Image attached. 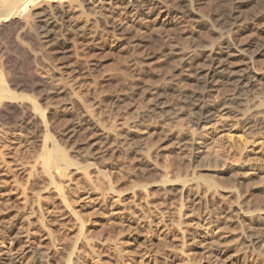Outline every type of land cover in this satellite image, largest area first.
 I'll list each match as a JSON object with an SVG mask.
<instances>
[{
	"label": "rangeland",
	"instance_id": "rangeland-1",
	"mask_svg": "<svg viewBox=\"0 0 264 264\" xmlns=\"http://www.w3.org/2000/svg\"><path fill=\"white\" fill-rule=\"evenodd\" d=\"M2 1L5 0L0 2ZM28 2V8L26 7L24 11L19 10V14L17 12L11 18L12 20L6 22L7 25L4 23L3 27H0V48H2L0 50V79H3V84L6 83L4 81H8V89H10L9 91L12 90L10 93L14 97V99L11 97L13 106V103L12 105L10 103L11 98H8L11 96L10 93H6L8 100L6 98L5 101L7 104L3 101L2 110L4 111L0 112L2 114L0 117L7 119L8 122L6 126L5 120L0 118V130L6 127L0 131V134L2 132L5 134L6 130L10 132L3 137L0 136L1 151L5 152L6 150V153L2 152L4 153L2 157L5 156L6 158H4L6 164L0 168V174L4 172V175L0 176V264H66L65 259L67 260L68 253L73 248L71 246H74L73 242L79 235L80 222L75 213L84 219L85 235L86 238H89V242L85 241V238L78 241V251L74 253V256L72 255L74 264H103L102 260L107 261V264H264V245L252 243L253 237L264 236V139L256 130L250 131L241 126L240 115H238L239 113L242 114L241 109L235 111L239 116L236 119L229 118V115L224 112H217L216 116H218H214L216 119L213 118L214 121L212 120L209 125L206 124V127L201 125L202 128L200 129V126L196 125L194 121L195 116L192 117V114L189 118L188 114L193 112L195 95H200L204 86L198 78L195 81L193 79L184 80L183 77L175 76L180 60L177 56H173L174 59L171 58L172 56L170 57L178 48L186 47L189 49L191 47L197 50L198 56L200 55L199 61L202 62L204 55L203 52L200 54L203 50L201 48L205 44L218 41L219 35L213 32L216 28L211 25L213 22L206 23L204 29L184 35L182 32L179 34L180 30L154 24L157 13L149 19L150 21L136 22L133 12L126 9L125 0H29ZM203 4L202 10L205 13L210 8L213 11L218 10L223 13L224 6H226L219 0H204ZM252 5L248 6L252 7ZM249 9V7H244L242 11L247 13ZM43 16L50 17L54 21L49 32L41 29L37 31L35 24H32ZM28 18L35 20L31 19L29 22ZM16 21H20L18 22L19 25ZM22 27L27 28L22 29ZM189 29L191 30L192 27ZM6 31L8 33H5ZM15 31L16 33H13ZM25 31L26 33L30 32L24 34ZM30 33L34 34V38L31 37ZM253 33L254 31L250 29L242 38H251ZM4 36L8 37L5 38ZM17 38H21L22 41L17 40ZM36 40L37 42L34 44ZM20 41L22 44L25 43V47L24 44L19 43ZM29 42L31 44L33 42V44L31 45ZM254 48L250 50H255ZM32 50L35 51L37 60ZM257 57L255 58L257 64L255 66L262 69L264 67V54ZM169 60L173 63V67ZM176 60L177 64L174 63ZM149 65L152 67L150 68ZM174 66H176L175 69ZM142 67L146 68V72L144 71L145 68ZM147 68L150 69L149 72ZM134 71L136 72L133 73ZM169 71L173 73V77L171 72V76L168 75ZM163 73L167 75L166 78ZM174 77L177 79L179 77L180 80H176ZM137 79L140 81H138L139 84H136ZM160 79L163 81L166 79L167 85ZM152 80L158 86L150 84ZM131 81L135 83L132 84ZM169 81L170 83H167ZM147 82L149 83L147 84ZM171 82L174 86L169 85L172 84ZM10 83L13 85L11 86ZM123 84L129 85L131 91L129 87V91H125L124 89L127 87ZM178 84L181 85L178 86ZM198 84L200 87H196L199 86ZM233 90L229 85H219L216 88L217 92H215L217 96L218 94L221 95L219 97L222 99L219 100L224 101L235 93ZM261 90L264 91V85ZM253 91L246 93L250 100L258 96L260 92V90L254 89ZM210 92L207 91L204 94L207 101L219 98L213 96V94L216 95L215 92H211L212 94ZM14 93H17V101ZM23 93L28 97L30 96L31 104L28 102L29 98H27L28 101L21 102L19 97ZM156 93L161 96L164 95V102L168 104H164L165 107L163 108L166 110L159 111V114L153 112L150 102L146 103V101L144 104H147V107L145 106L146 109L143 107L145 110L142 108V112L139 109L144 106L142 99L150 94H153L151 96L154 98L159 95ZM24 94L20 97H23V100L26 99H24L26 96ZM138 94L139 97H137ZM31 95L34 96L33 99L36 102ZM168 95L176 100L173 98L174 101H172L171 96H169L171 99L167 98ZM189 95L193 97L190 98ZM119 97L122 98L119 99ZM186 98H190L189 100L194 101V103ZM184 100L186 101L184 102ZM32 101L34 104L38 102L39 108L45 111L42 113L45 114L46 119L44 118V120H48L47 123L43 120L44 124L41 120L43 119L41 111L37 108L34 109H37L40 115L37 114L38 112L32 111L33 107H36ZM19 102H21V107ZM98 102H101L100 106L97 105ZM120 102L124 103V105L121 104L122 107H120ZM137 102H141L143 105ZM72 103L73 107L71 106ZM135 103L136 105H134ZM189 105L192 106L191 109L188 107ZM26 106H30L32 112ZM104 106L106 108L111 106L112 110H107ZM103 107L106 110H102ZM125 107H130V110L125 109ZM172 107L176 108L173 109ZM180 108L184 114L183 117L181 115L176 120L173 116ZM187 108L189 109L187 110ZM21 109H25L27 113L30 112L27 114L25 111L24 116V111ZM167 109L172 110V112L176 110L174 113L171 112L173 116L169 115V118L173 117L174 119L168 118L170 112ZM128 110L130 113L127 112ZM85 111H88V114ZM113 111L116 113L111 114ZM136 111L143 115L144 121L142 119L136 120L138 115ZM8 114L10 115L6 116ZM31 114L33 117L31 116L30 120ZM129 115L128 121L131 122H129V125L132 124L131 127L127 126L126 122L128 121L125 122V118ZM151 115L156 121L151 118ZM154 115H158L157 117L161 121L157 120ZM162 115L164 116L161 117ZM185 116L188 120H183V118L187 119ZM35 119L36 122L34 123ZM152 119L155 123L158 121L162 123L154 124L151 122ZM164 119L166 120L165 124H163ZM10 120H14L13 125H11L12 121ZM167 120L174 126L177 125L175 124L177 121L178 126L175 128L173 124L170 127L167 126L169 125ZM1 121L4 124H1ZM25 123L33 128H29ZM95 123L97 124L95 125ZM133 124L134 126L137 125L134 129H132ZM179 125H182L180 131L186 132L185 134L179 132L178 134L181 136L177 134ZM13 126L16 127V131H14ZM99 126L101 127L99 128ZM167 127L172 133H168ZM204 127L205 130H203ZM161 128L162 130H160ZM171 128L178 131L174 130V132ZM44 130L46 133L49 132L53 140V142L52 140L48 141L50 144L47 142L48 147L44 144L46 134ZM155 131L158 132L157 135ZM70 134L71 136H69ZM162 135L169 137L164 136L165 138H163ZM4 136L7 137L4 138ZM143 136H147L148 139L145 137L144 139ZM133 137L139 140L133 142ZM190 137L192 138L190 139ZM129 138L133 139L132 142ZM155 138L159 139L156 140ZM143 140L146 143L151 140L149 145L151 151L148 144ZM156 141L157 145L154 146ZM45 146L50 151H55L57 147L63 148L64 153H57V150H61L60 148L52 153H56L58 158H60L59 155L63 154L74 162V165L69 166L64 172L61 166H64L66 162L59 161L62 171L59 169L60 172L59 170L57 172L62 174L53 173L58 182H63L66 190H64L66 193H63L68 196V200H72L69 201V203L72 202L71 205L73 204L72 210L66 207L62 196L54 187L47 190L45 188L48 185H43L44 182H48L49 178L48 175H44L45 173H40L42 172L40 171L42 170L40 169L42 168L41 162L45 158L43 156ZM51 146L52 148L56 146V148L51 149ZM113 148L115 151H112ZM153 148H156V151ZM114 153L115 155L118 153L117 157ZM136 153H139L138 158ZM149 153L152 154L154 162L150 159L147 160L151 157ZM56 154L54 156L57 157ZM134 156L137 159L133 164ZM1 159L0 163H2ZM73 162L71 163L73 164ZM136 163L139 164V167L136 166ZM86 164H88V168ZM141 166H145L144 169ZM130 167H135L134 169L139 172L134 173L136 170H132ZM163 177H167L169 181L166 178L167 183H164ZM181 204L183 209L180 208ZM179 208L182 209L181 212ZM40 213L43 214L42 217ZM43 216L45 219L44 221L41 220L44 225L40 220V218H44ZM90 245L94 246L92 250H90ZM88 254L89 256H87ZM96 257H99L101 261L99 262Z\"/></svg>",
	"mask_w": 264,
	"mask_h": 264
},
{
	"label": "bare ground",
	"instance_id": "bare-ground-1",
	"mask_svg": "<svg viewBox=\"0 0 264 264\" xmlns=\"http://www.w3.org/2000/svg\"><path fill=\"white\" fill-rule=\"evenodd\" d=\"M1 1V0H0ZM24 0H5V1H2V2H0V27H3L2 25L4 24V23H6V22H8L13 16H14V14H16L17 12H18V14H19V10L20 11H24L25 9H26V7H27V4H29V0H26L25 2H23ZM218 1V0H217ZM219 1H222L224 4H226V6H224L225 7V9L223 10L224 12L223 13H221L220 11H218V10H214L213 11V9L212 8H210V10L208 11V12H204V10H202L203 9V2H204V0H125V2H126V9H128V10H130L131 12H133V16H135V21L136 22H142V21H145V20H149V19H151L152 18V16L153 15H155L156 13H157V16H156V18L154 19V24H158V25H161V26H165L164 28H166V27H168V28H174V29H176V30H180L179 31V34H180V32H182L184 35H186V34H189L190 32H194V31H198V30H201V29H204L205 27H206V23H208V22H213V24L211 23V25L213 26V27H215L216 29H214V31L213 32H215L216 34H218L219 35V37H217L218 39V41H215V43H211V44H208V45H206L205 44V46L204 47H202L201 48V46H200V48L201 49H203L202 51H201V49H199V48H197V49H199L200 51H201V53L200 54H202V52H203V55H204V57H203V61L202 62H200L199 61V58H200V55L198 56V54H197V50H194V48L192 49L191 47L189 48V49H192V50H189V49H187L186 47H182V48H178L177 50H175L174 51V53H172L171 55H170V57L171 58H173L174 59V57L173 56H177L178 58H179V60H180V63H179V67H178V72H176L175 74V76H180V77H183L184 78V80L186 79H193V80H195V81H197V78H198V80H199V82L201 81V84L204 86V89H203V87H202V85H201V87H202V93L200 94V95H198V96H196L195 95V98L193 99L194 101H195V103H194V101L192 102L191 100H189L190 98H192V97H190V95H189V99H187V100H189V101H191V103H194V108H193V112L191 113V114H188L189 115V118L191 117L190 115H192V117H194L195 116V120L193 119V118H191V119H193L194 121H195V123H196V125H198V126H200V129L202 128V126L201 125H203V126H205L206 124H208L209 125V123L213 120L214 121V119H216V117L218 116H216V113L217 112H224L225 114H227V115H229V118L231 117V118H237V117H239V116H237V112L235 113V111H239L240 109L242 110L241 112H242V114H238V115H240V123H241V126L243 127V128H247L248 130H250V131H253V130H256L257 132H259V134H261V138L262 139H264V91L263 90H261V88L263 87V85H264V67L262 68V69H258L256 66H255V58L257 57V56H260V55H262V54H264V0H219ZM263 1V2H262ZM28 2V3H27ZM207 2V1H206ZM258 2V3H257ZM260 2V3H259ZM88 3V2H87ZM210 3V2H209ZM256 3V4H255ZM207 4V3H206ZM211 4V3H210ZM213 4V3H212ZM252 4H254V5H252ZM248 5H252V7H250V6H248ZM212 6V5H211ZM246 6H248L250 9L248 10V12L247 13H244L242 10H243V8L245 7V8H248V7H246ZM214 7H216V6H214ZM28 8V7H27ZM221 9V8H220ZM29 10V9H28ZM222 11V10H221ZM245 11V10H244ZM106 12V11H105ZM108 12V11H107ZM243 12V13H242ZM21 13V12H20ZM109 13V12H108ZM24 15V14H23ZM22 15V16H23ZM20 16V15H19ZM34 16V15H33ZM109 16V15H108ZM107 16V17H108ZM21 17V16H20ZM24 17V16H23ZM26 17V16H25ZM103 17V16H102ZM34 18H35V16H34ZM34 18H31L32 20L34 19ZM110 18V17H109ZM30 19V20H31ZM36 19H37V17H36ZM39 19V18H38ZM12 20V19H11ZM22 20V19H21ZM28 20H29V18H28ZM30 20H29V22H30ZM35 20V19H34ZM33 20V21H34ZM150 21V20H149ZM12 22V21H11ZM11 22H9L10 24H11ZM18 22H20V21H18ZM18 22L16 21V23L18 24ZM28 22V21H27ZM32 22V21H31ZM35 22V23H34ZM32 24H35L34 26L37 28V31H38V29H41V30H46V32H49V28L54 24V21L50 18V17H47V16H43V17H41L38 21H34ZM147 22V21H146ZM14 23V22H13ZM12 23V24H13ZM16 23H14V24H16ZM25 23H26V20H25ZM152 23V22H151ZM17 24H16V26H17ZM28 24V23H27ZM210 24V23H209ZM6 25H7V23H6ZM19 25V24H18ZM139 25V24H138ZM21 26H22V24H21ZM6 27V26H5ZM4 27V28H5ZM13 27V26H12ZM18 27V26H17ZM34 27V28H35ZM189 27H192V29L190 30L189 29ZM210 27V26H209ZM3 28V29H4ZM26 29L27 27H22V29ZM33 28V29H34ZM7 29H8V26H7ZM21 29V30H22ZM136 29H137V27H136ZM211 29V28H210ZM250 29H252L253 31H254V33H253V37H255V38H253V37H251V38H248V39H244V38H242V36L243 35H245V33L249 30L250 31ZM9 30H11V29H9ZM171 30V29H170ZM169 30V31H170ZM213 30V29H212ZM20 31V30H19ZM24 31V30H23ZM121 31H122V29H121ZM172 31V30H171ZM17 32H18V29H17ZM30 32V31H29ZM29 32H27V33H29ZM33 32V31H32ZM5 33H8L7 31L5 32ZM13 33H16V31L15 32H13ZM26 33V31H25V33L24 34H27ZM123 33V32H122ZM129 33V32H128ZM127 33V34H128ZM4 34V33H3ZM11 34V33H10ZM10 34H9V36H10ZM21 34V33H20ZM178 34V33H177ZM13 35V34H12ZM11 35V36H12ZM15 35H17V34H15ZM29 35V34H28ZM30 35H32L31 33H30ZM34 35V34H33ZM33 35L31 36L32 38H34L33 37ZM25 36V35H24ZM37 36V35H36ZM5 37V36H4ZM8 36H6L5 38H7ZM21 37V36H20ZM26 37V36H25ZM24 37V38H25ZM13 38H14V36H13ZM23 38V39H24ZM38 38V37H37ZM144 38V37H143ZM3 39V38H2ZM9 39V38H8ZM21 41H22V39L21 38H19ZM18 38H17V40H19ZM26 39V38H25ZM28 39V38H27ZM36 39V38H35ZM142 39V38H141ZM28 40H31V39H28ZM33 40V39H32ZM31 40V41H32ZM215 40H216V37H215ZM21 41L19 42L21 45H23L24 44V47H25V43H21ZM139 41V40H138ZM6 42H8L7 40H6ZM18 42V41H17ZM36 42H37V40L34 42V44H36ZM38 42H40V41H38ZM140 42H141V40H140ZM214 42V41H213ZM1 43V42H0ZM5 43V42H4ZM3 43V44H4ZM14 43V42H13ZM13 43H11V45H13ZM30 44H31V42H29ZM139 43V42H138ZM32 44H33V42H32ZM31 44V45H32ZM38 44V43H37ZM40 44V43H39ZM133 44H135V43H133ZM137 44V43H136ZM142 44V43H141ZM6 45V44H5ZM9 45V44H8ZM15 45V44H14ZM48 45V44H47ZM139 45V44H138ZM137 45V46H138ZM3 46V45H2ZM7 46V45H6ZM19 46V45H18ZM34 46V45H33ZM135 46V45H134ZM13 47V46H12ZM133 47V46H132ZM195 47V46H194ZM197 47V46H196ZM254 47H256V48H254ZM29 48V47H28ZM136 48V47H135ZM251 48H254L255 50H250ZM2 48H0V50H1ZM22 49H23V46H22ZM45 49V48H44ZM47 49V48H46ZM50 49V48H49ZM128 49V48H127ZM168 49V48H167ZM196 49V48H195ZM4 50V49H3ZM24 50V49H23ZM31 50V49H30ZM130 50V49H129ZM172 50V49H171ZM171 50H169V51H171ZM6 51V50H5ZM9 51V50H8ZM26 51V50H25ZM34 53V55L36 56V60H37V55L35 54V51L34 50H32ZM44 51V50H43ZM56 51V50H55ZM128 51V50H127ZM133 51V50H132ZM10 52V51H9ZM27 53H29V51H26ZM45 52V51H44ZM47 52H49V51H47ZM52 52V51H51ZM172 52V51H171ZM32 53V52H31ZM36 53H38V52H36ZM54 53V52H53ZM199 53V52H198ZM9 54V53H8ZM14 54V53H13ZM39 54H40V52H39ZM39 54H38V57H39ZM47 54H49L50 55V53H47ZM46 54V55H47ZM128 54V53H127ZM5 55V54H4ZM15 55V54H14ZM27 56H29L28 54H26ZM31 55V54H30ZM42 55V54H41ZM41 55H40V57H41ZM165 55V54H164ZM166 56V55H165ZM168 56V55H167ZM9 57H10V54H9ZM12 57V56H11ZM16 57V56H15ZM169 57V58H170ZM19 58V57H18ZM33 58H35V57H33ZM168 58V59H169ZM178 58H176L177 60H178ZM258 58V57H257ZM262 58V57H261ZM39 59V58H38ZM41 59V58H40ZM39 59V60H40ZM168 59H167V61H168ZM10 60V59H9ZM35 60V59H34ZM172 60V59H171ZM177 60L174 62V63H176L177 62ZM178 60V61H179ZM258 60V59H257ZM164 61V60H163ZM170 61V60H169ZM264 61V60H263ZM171 62V61H170ZM164 63V62H163ZM172 63V62H171ZM259 63V62H258ZM264 63V62H263ZM143 64V63H142ZM145 64V63H144ZM165 64V63H164ZM177 64V63H176ZM147 65H148V63H147ZM147 65L145 66V67H147ZM175 65V64H174ZM257 65V64H256ZM138 66V65H137ZM136 66V67H137ZM141 66V65H140ZM159 66H160V64H159ZM145 67H142V68H145ZM149 67L151 68L152 67V65L150 66L149 65ZM148 67V68H149ZM156 67V66H155ZM172 67H173V63H172ZM172 67H171V69H172ZM175 67L176 66H174V69H175ZM261 67V66H260ZM3 68V67H2ZM147 68V69H148ZM160 68V67H159ZM1 69V68H0ZM155 69V68H154ZM153 69V70H154ZM157 69V68H156ZM141 71H142V69H140ZM146 70V68L144 69V71ZM149 70L150 69H148L147 71L149 72ZM173 70V69H172ZM171 70V71H172ZM2 71H4L3 69H2ZM132 71V70H131ZM171 71H169V76H171V74H170V72ZM176 71V70H175ZM136 71H134L133 73H135ZM146 72V71H145ZM145 72H143V73H145ZM147 72V73H148ZM173 72V71H172ZM171 72V73H172ZM5 73H7L6 71H5ZM159 73H161V72H159ZM174 73V72H173ZM173 73H172V77H173ZM137 74V73H136ZM153 74H154V72H153ZM156 74V73H155ZM164 74V77L166 78L167 77V75L165 74V73H163ZM147 75H149V74H147ZM166 75V76H165ZM136 76V75H135ZM139 76V75H138ZM137 76V77H138ZM161 76V75H160ZM163 76V75H162ZM134 77V76H133ZM132 77V78H133ZM155 77V76H154ZM164 77H163V79H164ZM138 78H141V77H138ZM161 78V77H160ZM175 78V77H174ZM129 79V78H128ZM131 79V78H130ZM172 79V78H171ZM176 80H180L179 79V77H178V79L177 78H175ZM3 79H0V112L2 111H4V110H2V104H3V101H5L6 100V98H7V96H6V93H10L11 91H9L10 89H8L9 88V86H8V84H7V82L8 81H4V83L5 84H7V85H5V84H3V81H2ZM131 80H134V79H131ZM166 80V79H165ZM163 81L162 79H160V81L161 82H165V84H166V81ZM167 80H169V79H167ZM183 80V79H182ZM129 81V80H128ZM128 81H127V83H128ZM136 81V80H135ZM138 79H137V83L136 84H139L138 83ZM132 82V81H131ZM140 82V81H139ZM149 82H151V81H149ZM149 82H147V84L149 83ZM156 82V81H155ZM176 82V81H175ZM178 82V81H177ZM176 82V83H177ZM181 82V81H180ZM184 82V81H183ZM187 81H185V83H186ZM126 83V82H125ZM130 83V82H129ZM135 83V82H134ZM133 82H132V84H134ZM156 83H158V82H156ZM167 83H170V81L169 82H167ZM172 83V82H171ZM191 83V82H190ZM198 83V82H197ZM196 83V84H197ZM11 84V86L13 85L12 83H10ZM15 84V83H14ZM131 84V85H132ZM150 84H155L154 83V81L152 80V83H150ZM149 84V85H150ZM162 84H164V83H162ZM161 84V85H162ZM187 84H188V82H187ZM195 84V83H194ZM16 85V84H15ZM124 85V84H123ZM127 85V84H126ZM126 85H124V86H126ZM143 85V84H142ZM141 85V86H142ZM144 85H145V83H144ZM157 84H155V86H156ZM160 85V86H161ZM167 85V84H166ZM165 85V86H166ZM169 85H173V83L172 84H169ZM175 85H177V84H175ZM179 85H181V84H178V86ZM191 85V84H190ZM199 85V84H198ZM219 85H229V87L231 86L234 90L233 91H235V93L233 94V95H231V97L230 98H227V99H224V101H220L219 99H222V98H220L219 96H221V95H219L218 94V96H217V94H216V92L218 91H216V88H218V86ZM19 86V85H18ZM154 86V85H153ZM158 86V85H157ZM163 86V85H162ZM165 86H164V90H165ZM174 86V85H173ZM183 86V85H182ZM187 86V85H186ZM16 87H17V85H16ZM127 87V89H124L125 91L126 90H128V87H129V89H130V86L128 85V86H126ZM133 87V86H132ZM135 88H136V85L134 86ZM146 87V86H145ZM149 87V86H148ZM196 87H200V85L199 86H196ZM195 87V88H196ZM223 87V86H222ZM221 87V88H222ZM13 88V87H12ZM11 88V89H12ZM137 88H140V87H138L137 86ZM167 88V87H166ZM172 88V87H171ZM170 88V89H171ZM175 88V87H174ZM186 88V87H185ZM185 88H184V90H185ZM194 88V89H195ZM224 88V87H223ZM121 89H122V87H121ZM132 89H134V88H132ZM153 89V88H152ZM157 89V88H156ZM176 89V88H175ZM178 89V88H177ZM179 89H181V88H179ZM197 89V88H196ZM226 89V88H225ZM253 89L254 90H260V92H259V94H258V96H256L255 98H253L252 100H250L248 97H247V95H246V93H248V92H254L253 91ZM34 90V89H33ZM135 90V89H134ZM137 90V89H136ZM144 90V92H145V89H143ZM148 90V89H147ZM151 90V89H150ZM182 90V89H181ZM183 90V91H184ZM200 90V89H199ZM205 90H207V91H211V92H215V94L216 95H214L213 94V96H216L218 99H211V100H209V101H207V98L205 99L204 98V94H206V92L207 91H205ZM220 90V89H219ZM15 91H16V89H15ZM18 91V90H17ZM129 91V90H128ZM130 91H131V89H130ZM139 91V90H138ZM141 91V90H140ZM176 91V90H175ZM174 91V92H175ZM178 91V90H177ZM187 91V90H186ZM189 91H190V89H189ZM201 91V90H200ZM224 91V90H223ZM232 91V90H231ZM147 92V91H146ZM155 92H157V91H155ZM210 92V93H211ZM219 92V91H218ZM221 92V91H220ZM121 93H123L122 91H121ZM120 93V94H121ZM140 93V92H139ZM168 94H170V92H167ZM180 93V92H179ZM184 93H185V91H184ZM189 93H191V92H189ZM199 93V92H198ZM223 93V92H222ZM225 93V92H224ZM227 93V92H226ZM230 93V92H229ZM24 94V93H23ZM22 94V95H23ZM124 94H126V93H124ZM129 94V93H128ZM133 94H135L134 92H133ZM146 94V93H145ZM144 94V95H145ZM148 94V93H147ZM157 94H159V93H156V95ZM195 94V93H194ZM208 94V93H207ZM212 94V93H211ZM232 94V93H231ZM9 95V94H8ZM10 97H8V98H11V97H13L12 95L13 94H11L10 93ZM14 95H15V100L17 101L18 99V96L16 97V95H17V93L15 94L14 93ZM21 95V96H22ZM26 94H24V96H25ZM112 95V94H111ZM113 95H116V93L114 94L113 93ZM119 95V94H118ZM143 95V94H142ZM151 95H153V94H150L149 96L147 95V97H144L143 99H142V97H141V99H142V101H143V104L146 102V103H149L151 106H152V110L151 111H153V112H157L158 114H159V111H162L164 108L163 107H165L164 106V104L166 103V102H164L165 101V97H163V96H161L160 94L159 95H157V96H155L154 98L151 96ZM155 95V94H154ZM167 95V94H166ZM182 95V94H181ZM229 95V94H228ZM254 95V94H253ZM20 96V97H21ZM27 96V97H26ZM25 97H24V99L25 100H23L22 98H20L19 97V99H21V102L22 101H26L27 100V98H29L27 101L30 103V96L28 97V95H26ZM32 96V95H31ZM121 96V95H120ZM133 96V95H132ZM141 96V95H140ZM169 96H171V95H168L167 96V98L169 97ZM186 96V95H185ZM185 96H182V97H185ZM249 96V95H248ZM33 97L34 96H32V99H33ZM107 97V96H106ZM110 97V96H109ZM117 97V96H116ZM125 97V96H124ZM123 97V98H124ZM130 97V96H129ZM128 97V98H129ZM137 97H139V94H138V96ZM136 97V98H137ZM172 97V96H171ZM215 97V98H216ZM224 97V96H223ZM226 97V96H225ZM229 97V96H228ZM8 98H7V100H8ZM104 98V97H103ZM122 98V97H121ZM120 97H119V99H121ZM150 98H153L152 100L150 99ZM166 98V99H167ZM170 98V97H169ZM174 97H172V101H174V99H173ZM213 98V97H212ZM13 99H14V97H13ZM37 99V98H36ZM102 99V98H101ZM107 99V98H106ZM118 99V100H119ZM125 99H126V97H125ZM124 99V100H125ZM133 99H134V97H133ZM139 99V98H138ZM171 99V98H170ZM11 100H12V98L10 99V103H11ZM34 100V99H33ZM104 100H105V98H104ZM132 100V99H131ZM176 100V99H175ZM177 100H178V98H177ZM179 100L181 101V99L179 98ZM13 101V100H12ZM35 102H36V100H34ZM34 101H32V103H33V105L34 106H36V107H33V110L32 111H35V113L36 112H38L37 114H39V111H41V116L43 117V119H41L42 121L44 120V118H45V114H43L42 112L44 111H42V109L41 108H39V104H34ZM71 101V100H70ZM78 101H79V99H78ZM77 101V102H78ZM99 101H100V99H99ZM113 101V100H112ZM120 101V100H119ZM125 101H127V100H125ZM138 101V100H137ZM141 101V100H140ZM141 101V102H142ZM183 101V100H182ZM186 100H184V102H185ZM251 101H253L252 103H251ZM21 102H19V104L21 103ZM27 102V103H28ZM105 102V101H104ZM104 102H102V103H104ZM115 102V101H114ZM128 102V101H127ZM136 102V101H135ZM140 102V103H141ZM184 102H182L183 104H184ZM5 103H6V101H5ZM13 103V102H12ZM12 103H11V105H12ZM18 103V102H17ZM23 103V102H22ZM28 103V105H30ZM74 103V102H73ZM73 103H72V107H73ZM81 103V102H80ZM99 104H97V105H99L100 106V103L101 102H98ZM107 103H109V102H107ZM110 103H113V102H111L110 101ZM117 103V102H116ZM115 103V104H116ZM123 102H120V107H122L123 105H124V103H123V105L121 106V104H122ZM126 103V102H125ZM134 103V102H133ZM133 103H132V105H133ZM137 103H139V102H137ZM139 103V104H140ZM181 103V104H182ZM187 103V102H186ZM185 103V104H186ZM191 103H188V104H191ZM7 104V103H6ZM25 105H26V102L24 103ZM24 104H22L23 106H24ZM74 104H76V102L74 103ZM78 104V103H77ZM76 104V105H77ZM81 104H84L83 102L81 103ZM106 104V103H105ZM115 104L113 105V107L115 106ZM139 104H138V106H139ZM142 104V103H141ZM142 104V105H143ZM167 104V103H166ZM251 104V105H250ZM9 105V104H8ZM11 105H10V107H11ZM85 105V104H84ZM108 105V104H107ZM130 105H131V103H130ZM129 105V106H130ZM134 105H136V103L134 104ZM147 105V104H146ZM145 104H144V106H142V107H140L139 109L141 110L143 107L145 108V106H146ZM168 105V104H167ZM13 106H14V103H13ZM12 106V107H13ZM16 106V105H15ZM22 106V107H23ZM31 106V105H30ZM29 106V107H30ZM86 106V105H85ZM85 106H84V108H85ZM116 106H117V104H116ZM141 106V105H140ZM149 106V105H148ZM186 106V105H185ZM6 107V106H5ZM17 107V106H16ZM20 107H21V104H20ZM29 107H27L26 106V108H29ZM80 107V106H79ZM105 107V106H104ZM104 107L102 108V110H112V107L111 106H109L108 108H106V109H104ZM131 107V106H130ZM130 107H125V109H129ZM137 107V106H136ZM147 107V106H146ZM183 107V106H182ZM187 107V106H186ZM190 109L192 108V106L191 105H189L188 106ZM4 108V107H3ZM35 108H37L39 111H37V109L36 110H34ZM74 108H75V105H74ZM81 108V107H80ZM88 108V107H87ZM115 108V109H114ZM113 109H114V111L116 110V107H114ZM118 109H119V107H117ZM143 108V109H144ZM173 109H175L174 107H172ZM184 108V107H183ZM189 108H187V110L189 109ZM13 109V108H12ZM16 109V108H15ZM20 109V108H19ZM30 109V108H29ZM122 109V108H121ZM121 109H120V111H121ZM124 108H123V110H125ZM136 109V108H135ZM138 109V108H137ZM136 109V110H137ZM146 109V108H145ZM144 109V110H145ZM177 109H178V107H177ZM181 109V108H180ZM179 109V111L176 113V114H174L175 116H173L172 114H171V112H172V110L170 111V109L168 110L167 109V111H169L168 113V118L170 117L169 115H172L175 119L177 118L178 119V117L179 116H181L182 115V117H183V114H184V111L181 109L180 110ZM22 111H24V113H23V115L25 114V109H21ZM20 110V111H21ZM28 110V109H27ZM88 110V109H87ZM130 110V109H129ZM127 111V112H129L130 113V111ZM147 110L148 111H150L149 110V108H147ZM164 110H166V109H164ZM185 110V109H184ZM6 111V110H5ZM8 111H9V109H8ZM17 111H19V110H17ZM16 111V112H17ZM30 111H31V109H30ZM29 111V112H30ZM31 111V112H32ZM83 111V110H82ZM89 111V110H88ZM88 111H85L87 114H88ZM114 111L111 113V114H113L114 113ZM120 111H119V114H120ZM132 111V110H131ZM142 112H143V110H141ZM174 111H176V110H174ZM174 111L172 112V113H174ZM11 112V111H10ZM9 112V113H10ZM28 112V113H29ZM45 112V111H44ZM90 112V111H89ZM126 112V113H127ZM137 112V111H136ZM187 112V111H186ZM7 113V112H6ZM20 114H21V112H19ZM18 113V116H20V114ZM26 113H27V111H26ZM27 113V114H28ZM85 113V114H86ZM92 113V112H91ZM107 113V112H106ZM116 113V112H115ZM114 113V114H115ZM122 113V112H121ZM138 113V112H137ZM161 113V112H160ZM164 113V112H163ZM166 113V112H165ZM1 114V113H0ZM10 114H13V113H10ZM10 114H8V115H6V116H9ZM27 114H26V116H27ZM81 114V113H80ZM83 115H84V113H82ZM102 114H104V113H102ZM134 114V113H133ZM162 114V113H161ZM222 114V113H221ZM2 115V114H1ZM22 115V114H21ZM36 115V114H35ZM40 115V114H39ZM89 115H90V113H89ZM88 115V116H89ZM118 115V114H117ZM124 115H128V114H124ZM227 115H225V116H227ZM4 116V115H3ZM5 116V117H6ZM25 116V115H24ZM31 116H32V114L30 115V120H31ZM40 116V118H42ZM92 116V115H91ZM116 116V115H115ZM119 116V115H118ZM117 116V117H118ZM133 116V115H132ZM147 116H149V115H147ZM155 116V115H154ZM158 116V115H157ZM157 116H155V117H157ZM160 116V115H159ZM164 115H162L161 117H163ZM187 116V115H186ZM185 116V117H186ZM214 116H216L215 118H214ZM11 117V116H10ZM9 117V118H10ZM23 117V116H22ZM27 117H29V116H27ZM33 117V116H32ZM39 117V116H38ZM37 117V118H38ZM126 117V116H125ZM128 117H130V115L129 116H127L126 118H127V120H126V118H125V122L126 121H128L129 119H128ZM137 117V118H136ZM136 117H133V118H136V120L137 119H142L143 118V115L142 114H139L138 113V115L136 116ZM150 117V116H149ZM173 117H171V118H169V119H174ZM181 117V118H182ZM188 117V116H187ZM186 117V118H187ZM223 117V116H222ZM1 118V117H0ZM12 118V117H11ZM19 118V117H18ZM21 118V117H20ZM35 118H36V116H35ZM82 118V117H81ZM89 118H90V116H89ZM151 118H153L154 119V117H152V115H151ZM214 118V119H213ZM227 119H229L228 118V116L226 117ZM1 119H4V118H1ZM33 119V118H32ZM46 119V118H45ZM77 119H79V118H77ZM145 119V118H144ZM153 119H152V121L151 122H154L153 121ZM157 120H160V118L158 119V117L156 118ZM163 119V118H162ZM176 119V120H177ZM190 119V120H191ZM5 120V119H4ZM3 120V121H4ZM83 120V119H82ZM131 120H135V119H131ZM143 120V119H142ZM147 120H148V117H147ZM155 120V119H154ZM165 120V119H164ZM163 120V121H164ZM180 120V119H179ZM178 120V121H179ZM183 120H188V118L187 119H184L183 118ZM182 120V121H183ZM192 120V121H193ZM223 120V119H222ZM231 120V119H230ZM233 120V119H232ZM6 121V122H5ZM4 121V123H5V125H6V123H8L7 122V119ZM10 121H12V120H10ZM9 121V122H10ZM14 121V120H13ZM13 121H12V124L11 125H13ZM46 123L48 122V120L46 121V120H44ZM44 121H43V123H44ZM77 122H78V120H76ZM144 121V120H143ZM143 121H142V124H143ZM145 121H146V119H145ZM156 121V120H155ZM161 121V120H160ZM160 121H158L157 123H162V122H160ZM167 121H169V120H167ZM175 121V120H174ZM181 121V122H182ZM193 121V122H194ZM224 121H225V119H224ZM223 121V122H224ZM235 121V120H234ZM2 122V121H1ZM29 122H31V121H29ZM36 122V119H35V121H34V123ZM125 122H123V124H125ZM129 122L130 121H128V122H126L127 124V126H129V127H131V125H129ZM133 122V121H132ZM147 122H149V121H147ZM177 122V121H176ZM175 122V124H177V125H175V126H178V123H176ZM227 122V121H226ZM236 122V121H235ZM3 122L1 123V124H4ZM27 123H28V121H27ZM33 123V122H32ZM93 123V122H92ZM131 123V122H130ZM140 124H141V122H139ZM138 123V124H139ZM157 123H155L154 122V124H157ZM166 123V120H165V122H163V124H165ZM180 123V122H179ZM194 123V124H195ZM230 123H232V122H230ZM230 123H228V124H230ZM234 123V122H233ZM16 124V123H15ZM26 124V123H25ZM31 124V123H30ZM45 124V123H44ZM83 124H85V123H83ZM89 123H87V125H88ZM97 123H95V125H96ZM137 124V123H136ZM135 124V125H136ZM162 124V125H163ZM167 124H169V125H167ZM166 125L167 126H169L170 127V125H172L173 123H171L170 121H169V123H167ZM27 125V124H26ZM34 125V124H33ZM81 125V124H80ZM79 125V126H80ZM99 125V124H98ZM165 125V126H166ZM183 125V124H182ZM182 125H179V131L178 130H176V129H173V128H171L173 131L174 130H176V131H178L177 132V134L179 133V132H181L180 131V129H182L181 128V126ZM231 125V124H230ZM238 125V124H237ZM2 126V125H1ZM7 126V125H6ZM15 126H17V125H15ZM28 126V125H27ZM26 126V127H27ZM85 126V125H84ZM88 126H90L91 127V125H88ZM114 126V125H113ZM133 126H134V124H133ZM137 126V125H136ZM136 126H134L132 129H134ZM157 126V125H156ZM173 126H174V124H173ZM172 126V127H173ZM175 126H174V128H175ZM197 126V127H198ZM207 126V125H206ZM205 126V127H206ZM224 126V125H223ZM229 126V125H228ZM232 126V125H231ZM234 126H236L235 125V123H234ZM239 126V125H238ZM2 127H4V126H2ZM8 127H10L11 128V126H9L8 125ZM14 127V126H13ZM29 127V126H28ZM27 127V128H28ZM31 127V126H30ZM29 127V128H30ZM42 127V126H41ZM45 127V126H44ZM92 127H93V125H92ZM101 126H99V128H100ZM159 127V126H158ZM160 127H161V125H160ZM194 127H196V126H194ZM205 127H204V129L203 130H205ZM6 128V127H5ZM5 128H1V130L0 131H2V129H5ZM31 128H33V127H31ZM45 128H47V127H45ZM49 128V127H48ZM163 128V127H162ZM162 128L160 129V130H162ZM165 128V127H164ZM199 128V127H198ZM222 128V127H221ZM226 128H229V127H226ZM232 128V127H231ZM239 128V127H238ZM8 129V128H7ZM16 129V127H14V131H16L15 130ZM90 129H92V128H90ZM93 129H94V127H93ZM98 129V128H97ZM96 129V130H97ZM102 129V128H101ZM159 129V128H158ZM167 129H168V133L170 132L169 130H170V128H168L167 127ZM200 129H198V130H200ZM225 129V128H224ZM241 129V128H240ZM246 129V130H247ZM29 130V129H28ZM27 130V132L29 133V131ZM48 130H50V129H48ZM95 130V131H96ZM99 131H100V129H98ZM103 130H105L104 128H103ZM165 130V129H164ZM171 130V131H172ZM197 130V131H198ZM202 130V131H203ZM5 131V130H4ZM9 131H11V130H9ZM31 131V130H30ZM45 131V130H44ZM70 131V130H69ZM93 131V130H92ZM135 131H137V130H135ZM134 131V132H135ZM139 131V130H138ZM151 131V130H150ZM165 131H167V130H165ZM183 131L184 130H182V132L180 133V134H182L183 133ZM6 132H7V130H6ZM4 132L6 135L9 133L10 134V132ZM32 132V131H31ZM76 132V131H75ZM97 132V131H96ZM102 132V131H101ZM100 132V133H101ZM160 132V131H159ZM175 132V131H174ZM34 133V132H33ZM33 133H31V134H33ZM45 133H46V131H45ZM104 134H105V132H103ZM149 133V132H148ZM152 133H153V131H152ZM155 133H156V135H157V133L158 132H156L155 131ZM154 133V134H155ZM162 133V132H161ZM163 133H164V131H163ZM170 133H172V132H170ZM186 133V132H185ZM185 133H183V134H185ZM200 133H201V131H200ZM5 134H3V132H2V134H0V136L2 135V137H3V135H5ZM12 134V133H11ZM31 134H29V135H31ZM43 134V133H42ZM67 134H68V132H67ZM138 134V133H137ZM175 134V133H174ZM180 134H178V135H180ZM188 134V133H187ZM192 134V133H191ZM191 134H189L190 136H191ZM202 134V133H201ZM248 134V133H247ZM256 134V133H255ZM13 135V134H12ZM15 135V134H14ZM107 135V134H106ZM105 135V136H106ZM166 135H168L167 133H166ZM166 135H162L163 136V138H165L164 136H166ZM171 136H172V134H170ZM178 135H176L177 136V138H178ZM194 135V134H193ZM193 135H192V137H193ZM245 135H246V133H245ZM257 135V134H256ZM44 136V135H43ZM69 136H71V134L69 135ZM130 136V135H129ZM136 136V135H135ZM158 136H159V134H158ZM161 136V137H162ZM181 136V135H180ZM203 136H204V134H203ZM5 137H7V136H4V138ZM66 137V136H65ZM145 136H143V138H144ZM147 137V136H146ZM145 137V138H146ZM149 137V139H150V136H148ZM155 137V136H154ZM160 137V136H159ZM167 137V136H166ZM169 137V136H168ZM167 137V138H168ZM192 137H190V139L192 138ZM69 138V137H68ZM103 138V137H102ZM131 138V137H130ZM129 138V139H130ZM138 138V137H137ZM140 138V137H139ZM142 138V139H143ZM144 138V139H145ZM166 138V139H167ZM172 138V137H171ZM176 138V139H177ZM202 138V137H201ZM205 138V137H204ZM3 139V138H2ZM7 139V138H6ZM5 139V140H6ZM133 139H134V137H133ZM132 139V140H133ZM146 139H148V138H146ZM152 139V138H151ZM156 139V138H155ZM159 139V138H158ZM158 139H156V140H158ZM187 139H189L188 137H187ZM51 141L52 139H51V136L49 135V132L48 133H46L45 134V136H44V144L46 145L47 144V142L48 141ZM106 140V139H105ZM104 140V141H105ZM131 140V139H130ZM129 140V141H130ZM132 140H131V142H132ZM137 140H139V139H134L133 140V142L134 141H137ZM162 140H164V139H162ZM202 140V139H201ZM0 141H1V139H0ZM69 141V140H68ZM144 141V140H143ZM150 142H151V140H149ZM154 141V140H153ZM196 141V140H195ZM6 142V141H5ZM52 142H53V140H52ZM145 143H146V141H144ZM150 142L149 143H146V144H148V147H149V145H150ZM204 142V141H203ZM49 143V142H48ZM97 143V142H96ZM105 143V142H104ZM152 143H154V142H152ZM157 141L155 142V144H154V146H156L157 144ZM7 144V143H6ZM50 144V143H49ZM54 144V143H53ZM135 144V143H134ZM137 144V143H136ZM138 144H139V141H138ZM141 144H142V142H141ZM262 144H263V142H262ZM2 145V144H1ZM0 145V156L2 157L3 156V154L4 153H6V150H5V152L4 151H1V149H2V146ZM51 145H52V143H51ZM104 145V144H103ZM5 146V145H4ZM3 146V147H4ZM43 146V145H42ZM47 146V145H46ZM45 146V151H44V160L41 162V164H42V168H40V169H42V170H40V171H42V172H40V173H45L44 175H48V182H44V186H45V184H46V186L48 185V187L47 188H45V189H47V190H49L50 189V187H54V189H56V191L59 193V195H61L62 196V199H63V203H65V205H67L66 207H68V209H71L72 210V205H71V203L72 202H70L69 203V201H72V200H68L69 198H67L68 196H65L64 194L66 193L65 191V189H64V186H63V182H58L57 180H56V177H55V175L53 174V173H57L56 175H61L62 173H58L57 171L60 169L61 170V167H63V169L62 170H64V172H65V170L66 169H68L69 168V166H72V165H74V162L73 161H70V158H67L65 155H63V154H61V155H59L60 156V158H58V155H57V157L56 156H54L55 154L54 153H52V152H55L57 149H61V150H63V148H61V147H57L56 148V146L54 147V148H56V150L55 151H50L49 149H46L47 147ZM53 146V145H52ZM52 146L50 147L51 149H54V148H52ZM99 146V145H98ZM101 147H102V145H100ZM153 146V147H154ZM218 146H221L220 144H218ZM263 146V145H262ZM7 147V146H6ZM5 147V148H6ZM116 147V146H115ZM147 148V147H146ZM152 148V147H151ZM263 148H264V146H263ZM109 149V148H108ZM114 149V148H113ZM131 149V148H130ZM59 151V150H57V153H64V150L63 151ZM109 150H111V148L109 149ZM149 150L151 151V149H150V147H149ZM153 150H155L156 151V148H153ZM112 151H115V149L114 150H112ZM128 151H130V150H128ZM136 151V150H135ZM149 151V152H150ZM263 151V150H262ZM2 152H4V153H2ZM100 152H101V150H100ZM116 152H118V151H116ZM115 152V153H116ZM121 152V151H120ZM115 153H114V155H115ZM127 153V152H126ZM130 152H128V155H130L129 154ZM131 153H132V151H131ZM152 153V152H151ZM54 154V155H53ZM124 154V153H123ZM134 154V153H133ZM137 154V153H136ZM241 154V153H240ZM117 155H118V153H117ZM117 155H115L116 157H117ZM120 155V154H119ZM126 155V154H125ZM127 155V156H128ZM143 155V154H142ZM149 155H150V153H149ZM152 155V154H151ZM150 155V156H151ZM262 155V154H261ZM264 155V154H263ZM138 156H139V153L137 154V158H138ZM144 156V155H143ZM147 157H149L148 155H146ZM1 157H0V159H1ZM42 157V156H41ZM102 157V156H101ZM100 157V158H101ZM121 157V156H120ZM119 157V158H120ZM135 157V156H134ZM145 157V156H144ZM147 157H146V159H147ZM153 156H151V157H149L147 160H149L150 159V161L152 160L153 162H154V160H153V158H152ZM240 157V156H239ZM241 157H242V155H241ZM4 158H5V156H4ZM3 157H2V163H0L1 165H0V168H2L1 166H4L5 164H6V161H5V159H4ZM99 158V159H100ZM125 158H126V156H125ZM131 158H132V156H131ZM136 157H135V159L133 158V164H134V162H136L135 160L137 159ZM140 158V157H139ZM152 158V159H151ZM243 158V157H242ZM261 158V157H260ZM259 158V159H260ZM3 159H4V161H3ZM69 159V160H68ZM102 159V158H101ZM100 159V160H101ZM114 159V158H113ZM130 159V158H129ZM144 159V158H143ZM238 159H240V158H238ZM124 160V159H123ZM131 160V159H130ZM141 160V159H140ZM61 161H64V162H66L65 163V165L64 166H61L60 167V165L61 164H59ZM128 161V160H127ZM132 161V160H131ZM139 161V160H138ZM143 161V160H142ZM264 161V160H263ZM71 162H73V164L71 163ZM129 162V161H128ZM147 162V161H146ZM149 162V161H148ZM129 163H131V162H129ZM150 163V162H149ZM172 163V162H171ZM40 164V165H41ZM64 164V163H63ZM127 164V163H126ZM146 164V163H145ZM155 164V163H154ZM174 164V163H173ZM36 165H37V163H36ZM77 165V164H76ZM87 165V168H88V164H86ZM129 165V164H128ZM128 165H126V166H128ZM132 165V164H131ZM139 165V164H138ZM137 165V163H136V166H138ZM151 165V164H150ZM172 165V164H171ZM175 165V164H174ZM90 166V165H89ZM135 166V167H136ZM36 167V166H35ZM125 167V166H124ZM135 167H130L132 170L135 168ZM139 167V166H138ZM137 167V168H138ZM143 169H144V167L143 166H141ZM79 168V167H78ZM84 168V167H83ZM87 168H85V171H87L86 169ZM147 168V167H146ZM149 168H152V167H149ZM156 168V167H155ZM3 169H4V167H3ZM2 169V170H3ZM33 169V168H32ZM31 169V170H32ZM60 170H59V172H60ZM61 170V171H62ZM120 170V169H119ZM131 170V171H132ZM134 170H136V169H134ZM140 170V169H139ZM142 170V169H141ZM4 171V170H3ZM130 171V170H129ZM138 170H136V171H134V173L135 172H137ZM153 171V170H152ZM32 172V171H31ZM119 172V171H118ZM117 172V173H118ZM139 172V171H138ZM1 173V172H0ZM4 172H2V174H0V176L1 175H4L3 174ZM34 173V172H33ZM33 173H32V175H33ZM120 173V172H119ZM132 174H133V172H131ZM166 173V172H165ZM131 174V175H132ZM30 175V174H29ZM64 176H65V173L63 174ZM165 175V174H164ZM30 177H32V176H30ZM135 177V176H134ZM164 178V177H163ZM167 177H165L164 179H163V181H164V183L166 182V179ZM1 180V179H0ZM167 180H168V178H167ZM179 180V179H178ZM188 180V179H187ZM169 181V180H168ZM183 181H185V182H187L186 180H183ZM119 183V182H118ZM133 183V182H132ZM139 183V182H138ZM163 183V184H164ZM167 183V182H166ZM184 183V182H183ZM128 184V183H127ZM133 184H135V183H133ZM132 184V185H133ZM65 185V184H64ZM136 185V184H135ZM140 185V184H139ZM42 186V185H41ZM143 186V185H142ZM141 186V187H142ZM1 187V186H0ZM112 187V186H111ZM134 187V186H133ZM139 187V186H138ZM137 188V187H136ZM53 189V190H54ZM210 189V188H209ZM65 190V191H64ZM134 190V189H133ZM45 191V190H44ZM63 192H65V193H63ZM42 193V192H41ZM40 193V194H41ZM121 194V193H120ZM38 195V194H37ZM36 195V196H37ZM39 197V196H38ZM41 197V196H40ZM43 197V196H42ZM41 197V198H42ZM69 197H71V196H69ZM45 200V199H44ZM38 201L40 202V200H39V198H38ZM43 201V200H42ZM182 204H183V201H182ZM181 204V207L180 208H182L183 209V205ZM38 206H39V204H38ZM39 208H41V207H39ZM74 208V207H73ZM179 208V209H180ZM182 209H180V212L182 211ZM42 211V210H41ZM74 211V210H73ZM75 213V212H74ZM41 214V213H40ZM181 214V213H180ZM42 215L43 214H41L40 216L42 217ZM75 216H76V218H77V220L80 222V229H79V235L77 236V238H75V242H73L74 243V246H71V248H72V251L71 252H67L68 254V256H67V260L65 259V261H66V264H72L73 263V259H72V257L74 256V253L76 252V251H78L77 250V243H78V241L80 240V239H82L83 240V238H85V241H88V239L89 238H86V235H85V230H84V228H85V222H84V219H83V217H81L79 214H77V213H75ZM44 217V216H43ZM40 218V217H39ZM38 218V219H39ZM43 220L44 221V219H45V217L44 218H40V220ZM39 220V221H40ZM42 220H41V222H42ZM177 221V220H176ZM179 221V220H178ZM180 222V221H179ZM30 223V222H29ZM42 224H43V222H42ZM87 224V223H86ZM178 224V223H177ZM32 225V224H31ZM44 225V224H43ZM26 226V225H25ZM180 226H181V224H180ZM180 228V227H179ZM47 229V228H46ZM49 230V229H48ZM48 230H46V231H48ZM51 232V231H50ZM30 234V233H29ZM30 236V235H29ZM50 237V236H49ZM117 238V237H116ZM52 240V239H51ZM117 240V239H116ZM119 240V239H118ZM53 241V240H52ZM73 241V240H72ZM115 241V240H114ZM113 241V242H114ZM89 242V241H88ZM87 242V243H88ZM111 242V241H110ZM251 243V242H250ZM252 243H254V244H260V245H264V236H257V237H253L252 238ZM89 244V243H88ZM121 244V243H120ZM35 245V244H34ZM73 245V244H72ZM120 246V245H119ZM90 250H92L93 248L92 247H94V246H91L90 245ZM58 249V248H57ZM63 249V248H62ZM1 250V249H0ZM69 250V249H68ZM93 252V251H92ZM91 252V253H92ZM117 252V251H116ZM61 253V252H60ZM88 253H90V252H88ZM22 254V253H21ZM62 254V253H61ZM77 254V253H76ZM86 254V253H85ZM85 254H84V256H85ZM98 254V253H97ZM126 254V253H125ZM128 254V253H127ZM73 255V256H72ZM80 255V254H79ZM91 255V254H90ZM102 255V254H101ZM22 256V255H21ZM87 256H89V254L87 255ZM98 256H100V255H98ZM23 257V256H22ZM78 257V256H77ZM101 257V256H100ZM29 258V257H28ZM36 258V257H35ZM42 258V257H41ZM90 258V257H89ZM97 258V257H96ZM103 258V257H102ZM86 259H88V258H86ZM85 259V260H86ZM100 258L98 257L97 258V260H99ZM3 260V259H2ZM96 260V261H97ZM64 261V262H65ZM101 260H99V262H100ZM118 261V260H117ZM83 262V261H82ZM81 262V263H82ZM85 262H87V261H85ZM102 262H103V264L105 263V264H107V261L105 262V260L103 261L102 260ZM128 262V261H127ZM133 262V261H132ZM60 263V262H59ZM49 264H51V263H49ZM74 264V263H73ZM83 264V263H82Z\"/></svg>",
	"mask_w": 264,
	"mask_h": 264
}]
</instances>
